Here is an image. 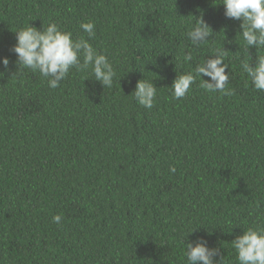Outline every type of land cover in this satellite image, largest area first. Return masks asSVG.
I'll return each mask as SVG.
<instances>
[{
	"label": "trees",
	"instance_id": "1",
	"mask_svg": "<svg viewBox=\"0 0 264 264\" xmlns=\"http://www.w3.org/2000/svg\"><path fill=\"white\" fill-rule=\"evenodd\" d=\"M221 3L0 0V264H185L194 228L185 243L202 237L237 264L231 241L264 227V91L240 67V22ZM194 17L212 30L198 46ZM89 21V43L116 71L111 88L75 68L50 88L16 64L15 31L56 23L88 39ZM218 49L232 94L197 78L173 99L175 76ZM248 51L250 64L264 55ZM141 79L157 87L151 109L134 99Z\"/></svg>",
	"mask_w": 264,
	"mask_h": 264
},
{
	"label": "clouds",
	"instance_id": "2",
	"mask_svg": "<svg viewBox=\"0 0 264 264\" xmlns=\"http://www.w3.org/2000/svg\"><path fill=\"white\" fill-rule=\"evenodd\" d=\"M221 4L225 18L240 22L239 33L248 52V58L241 62L240 67L247 74L252 87L257 91H264V55L256 56L254 63L250 64L251 56L248 51L249 48L264 50V0H222ZM194 18L196 19L187 36L193 45L198 46L208 38L212 30L201 17ZM80 28L87 33L88 39L81 37L74 40L70 32L62 31L56 23H49L39 29L29 25L15 31L16 43L11 51L16 55V64L38 72L50 88H57L73 68L83 73L90 72L93 80L99 82L102 88H111L116 71L108 58L89 43L95 37L94 23L82 22ZM224 57L225 51L218 49L214 56L197 63L190 72L175 76L168 87L171 97L183 98L197 78L201 80L200 86L208 92L231 95L232 90L226 88L229 75ZM183 59L185 62L191 61V52L185 54ZM0 65L7 70L8 58L0 57ZM156 88L148 80H138L132 91L134 99L142 107L151 109L156 99ZM169 170L175 172L174 167ZM52 220L59 224L62 216L54 215ZM196 229L189 230L187 235ZM185 240V264H222L223 255L219 248H210L202 237L187 243ZM231 242L237 264H264V227H249Z\"/></svg>",
	"mask_w": 264,
	"mask_h": 264
}]
</instances>
